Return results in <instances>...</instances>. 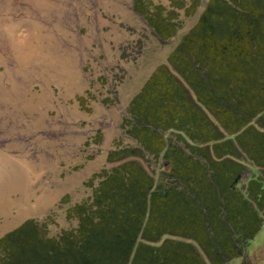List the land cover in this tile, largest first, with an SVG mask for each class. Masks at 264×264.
<instances>
[{"label":"trees","instance_id":"1","mask_svg":"<svg viewBox=\"0 0 264 264\" xmlns=\"http://www.w3.org/2000/svg\"><path fill=\"white\" fill-rule=\"evenodd\" d=\"M161 39L173 11L135 0ZM192 13L198 0H169ZM131 100L136 147L75 206L77 226L44 240L27 224L0 239V264H225L264 221V0H208L196 26ZM165 132H169L166 134ZM152 159L157 173L142 163ZM159 166L163 167L160 169Z\"/></svg>","mask_w":264,"mask_h":264},{"label":"rangeland","instance_id":"2","mask_svg":"<svg viewBox=\"0 0 264 264\" xmlns=\"http://www.w3.org/2000/svg\"><path fill=\"white\" fill-rule=\"evenodd\" d=\"M143 1L176 14L173 36L158 37L135 0H0V239L25 223L44 240L74 230L89 180L119 163L107 154L137 146L127 108L160 67L176 74L169 57L208 0L189 15ZM142 166L157 173L152 159ZM225 264H264V221Z\"/></svg>","mask_w":264,"mask_h":264}]
</instances>
